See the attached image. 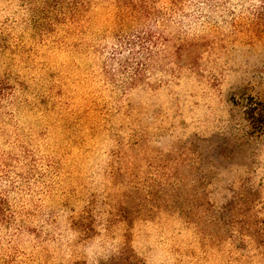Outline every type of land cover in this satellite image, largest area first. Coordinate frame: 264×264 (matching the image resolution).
Instances as JSON below:
<instances>
[{"label": "rangeland", "instance_id": "1", "mask_svg": "<svg viewBox=\"0 0 264 264\" xmlns=\"http://www.w3.org/2000/svg\"><path fill=\"white\" fill-rule=\"evenodd\" d=\"M0 264H264V0H0Z\"/></svg>", "mask_w": 264, "mask_h": 264}]
</instances>
